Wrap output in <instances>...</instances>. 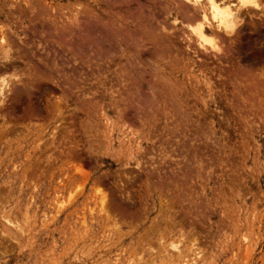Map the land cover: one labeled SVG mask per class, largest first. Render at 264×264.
<instances>
[{"label":"rangeland","instance_id":"rangeland-1","mask_svg":"<svg viewBox=\"0 0 264 264\" xmlns=\"http://www.w3.org/2000/svg\"><path fill=\"white\" fill-rule=\"evenodd\" d=\"M257 1L218 55L178 0H0V264H264Z\"/></svg>","mask_w":264,"mask_h":264},{"label":"bare ground","instance_id":"bare-ground-1","mask_svg":"<svg viewBox=\"0 0 264 264\" xmlns=\"http://www.w3.org/2000/svg\"><path fill=\"white\" fill-rule=\"evenodd\" d=\"M112 1H114V0H112ZM116 1V0H115ZM162 1V0H161ZM179 1V3H180V5L182 6V4L185 6V9H183V10H186V12L189 10V12H187L188 14H185V15H187V16H190L189 17V19L191 20V22H193L192 21V19L194 20H196L197 19V23H195V25H193L192 27H190L191 29H190V31H191V33L193 34V36H195L196 37V40L199 42L198 44H200V45H202L201 47L203 48L204 46H203V43H209V44H211V48L212 49H214L215 50V52H217L218 53V55H220V54H222V55H224L225 53H226V50H224V47H223V45H222V43L220 42V41H217V37H219V35H221V34H224L223 36H228V37H235L236 39H237V37H238V32H239V30H240V28L243 26H245L244 24H246L245 23V21H244V18L246 17L245 16V14L246 15H248V16H252L251 15V12H252V10L253 9H259L260 8V4H259V2L257 1V0H236V3L235 2H232L231 0H178ZM156 3V2H155ZM173 3V2H172ZM171 6V5H170ZM89 9V8H88ZM92 9V8H91ZM109 9V8H108ZM145 9V8H144ZM154 9V8H153ZM109 10H111V9H109ZM118 11V10H117ZM192 11H193V13H192ZM257 11V10H256ZM256 11H254L253 10V12H255L256 13ZM74 12V11H73ZM85 12V11H84ZM90 12H91V10H90ZM113 13H114V11H112ZM129 12V11H128ZM139 12V11H138ZM185 12V13H186ZM191 12V15H189V13ZM254 13V14H255ZM87 14V13H86ZM128 14V13H127ZM75 15V14H74ZM130 16V15H129ZM117 17H118V15H117ZM126 17V16H125ZM146 17V16H145ZM156 17V16H155ZM260 17V16H259ZM86 18V17H85ZM146 18H149V17H146ZM32 20V19H31ZM72 20V19H71ZM99 20V19H98ZM187 20V19H186ZM263 20V19H262ZM74 21H75V19H74ZM100 21V20H99ZM103 21V20H102ZM256 21V20H255ZM101 22V21H100ZM260 22H261V20H260ZM97 23V22H96ZM77 24V23H76ZM98 24V23H97ZM250 24V23H249ZM19 25V24H18ZM90 25V24H89ZM71 26V25H70ZM20 27V26H19ZM117 27V26H116ZM189 27V26H188ZM87 28H89V27H87ZM100 28V27H99ZM98 27H97V29H99ZM157 28V27H156ZM95 29V28H94ZM128 29V28H127ZM68 30V29H67ZM86 30V29H85ZM100 30V29H99ZM102 28H101V31L100 32H102ZM105 30V31H104ZM103 30V32H102V34L103 33H105L106 32V30L107 29H104ZM63 31V30H62ZM122 31H124V29L122 30ZM127 31V30H126ZM6 32V31H5ZM125 32V31H124ZM115 33H116V31H115ZM123 33V32H122ZM126 33V32H125ZM127 33H128V31H127ZM129 33H131V32H129ZM128 33V34H129ZM241 33V32H240ZM42 34V33H41ZM66 34H67V32H66ZM66 34H63L64 36L66 35ZM69 34V33H68ZM85 34V33H84ZM83 34V35H84ZM97 34V33H96ZM95 34V35H96ZM106 34V33H105ZM108 34H110L109 32H108ZM118 35H119V33H117ZM7 35V34H6ZM87 35H89V34H87ZM91 35V34H90ZM101 35V34H100ZM125 35V34H124ZM127 35V34H126ZM177 35V34H176ZM62 36V35H61ZM60 36V37H61ZM103 36V35H102ZM110 36V35H109ZM237 36V37H236ZM12 37V36H11ZM104 38H105V36H103ZM106 37H107V34H106ZM123 37V36H122ZM129 37V36H128ZM194 37V38H195ZM83 38V37H82ZM104 38H103V40H104ZM113 38H114V36H113ZM126 38V37H125ZM222 38V37H221ZM10 38H8V40H9ZM79 39V38H78ZM85 39H86V37H85ZM88 39V38H87ZM94 39V38H93ZM96 39V38H95ZM101 39V40H100ZM100 39L98 38L97 40H100L99 42H103L102 41V38L100 37ZM115 39V38H114ZM193 39V38H192ZM223 39V38H222ZM229 39H231V38H229ZM235 39V40H236ZM66 40V39H65ZM64 40V41H65ZM106 41H108V43H110V42H112V44H114V41H112V39H109L108 37L105 39ZM131 40H132V38H131ZM130 40V41H131ZM158 40V39H157ZM219 40H220V38H219ZM14 41V40H13ZM67 41V40H66ZM116 41V44H114L113 45V47H115V45H118V46H120V48H121V40L119 41L118 39H116L115 40ZM118 41V42H117ZM136 41V40H135ZM159 41V40H158ZM164 41V40H163ZM222 41V40H221ZM229 41V40H228ZM85 42H87V40H85ZM93 42V41H92ZM97 42V41H96ZM166 42V41H165ZM168 42V41H167ZM63 43V42H62ZM94 43V42H93ZM103 43H105V42H103ZM123 43V42H122ZM133 43V42H132ZM136 43V42H135ZM218 43H219V45H218ZM234 39H231L230 40V43H229V46L230 47H232L234 44ZM9 44V41L7 42V40H6V37H4V35H3V33L1 32L0 33V60H7V59H9L10 58V55H9V50H8V46H10V45H8ZM111 44V43H110ZM109 44V45H110ZM127 44H129L128 42H127ZM160 44V43H159ZM13 45H15V44H13ZM48 45V44H47ZM97 45H99V44H97ZM102 45H104V44H101V47H102ZM125 45V44H124ZM131 45V44H130ZM171 45V44H170ZM16 46V45H15ZM54 46V45H53ZM65 46V45H64ZM104 46H106V45H104ZM112 46V45H111ZM133 46V45H132ZM12 47V46H11ZM10 47V48H11ZM33 47V46H32ZM45 47V46H44ZM109 47V46H108ZM226 47V46H225ZM107 48V47H106ZM126 48V47H125ZM121 49H123V48H121ZM175 49V48H174ZM204 49H208V48H205L204 47ZM226 49V48H225ZM97 50V49H96ZM117 50H118V48H117ZM116 50V51H117ZM134 50V49H133ZM130 51V50H129ZM136 51V50H135ZM209 51V50H208ZM228 51V50H227ZM103 52V51H102ZM101 52V53H102ZM196 52V51H195ZM31 53V52H30ZM98 53V52H97ZM110 53V52H109ZM108 53V54H109ZM113 53H114V55H115V52L113 51ZM112 53V54H113ZM118 53V52H117ZM172 53V52H171ZM178 54H180V53H178ZM188 54V53H187ZM14 55V54H13ZM105 55H107V54H105ZM109 55H111V54H109ZM108 55V56H109ZM113 55V56H114ZM131 55V54H130ZM162 55V54H161ZM160 55V56H161ZM221 55V56H222ZM17 56H18V54H17ZM63 56V55H62ZM102 56H104V55H102ZM101 56V57H102ZM113 56H110L111 58L113 57ZM217 56V55H216ZM233 56V55H232ZM25 57V56H24ZM133 57V56H132ZM137 57V56H136ZM195 57V56H194ZM13 58V57H12ZM16 58V57H15ZM103 58V57H102ZM220 58V57H219ZM224 58V57H223ZM229 58V57H228ZM18 59H20V58H18ZM17 59V60H18ZM43 59V58H42ZM62 59V58H61ZM110 59V58H109ZM222 59V58H221ZM13 60V59H12ZM91 60V59H90ZM73 61V60H72ZM96 61V60H95ZM112 61H113V59H112ZM136 61V60H135ZM201 61V60H200ZM231 61V60H230ZM19 62V61H18ZM114 62V61H113ZM125 62V61H124ZM4 63V62H3ZM2 63V64H3ZM6 63V62H5ZM105 63H106V60H105ZM1 64V65H2ZM16 65H17V63H15ZM6 65V64H5ZM5 65H3V66H5ZM9 65V64H8ZM11 65V64H10ZM13 66V65H12ZM29 66V65H28ZM40 66V65H39ZM111 66V65H110ZM124 66V65H123ZM131 66V65H130ZM6 67V66H5ZM4 67V68H5ZM16 67H18V66H16ZM234 67V66H233ZM3 68V67H2ZM32 68H33V66H32ZM37 68V67H36ZM40 68V67H39ZM244 68V67H243ZM8 69H10V67L8 68ZM16 69V68H15ZM1 70V69H0ZM6 70V69H5ZM129 70V69H128ZM202 70V69H201ZM13 71V70H12ZM16 71V70H15ZM118 71H120V70H118ZM146 71V70H145ZM239 71V70H238ZM17 72V71H16ZM52 72V71H51ZM0 73H2V72H0ZM35 73V72H34ZM80 73V72H79ZM129 73V72H128ZM27 74H29V73H27ZM26 74V75H27ZM51 74V73H50ZM55 74V73H54ZM118 74V73H117ZM1 75V77H0V99H2V101L4 100V97H7L6 95H5V93L7 92V89L9 88V87H7L8 86V83H10V80H8V79H6V77H2V74H0ZM123 75V74H122ZM30 76V75H29ZM73 76V75H72ZM129 76V75H128ZM32 77V76H31ZM65 77V76H64ZM110 77V76H109ZM143 78V77H142ZM15 79H16V77H15ZM27 79V78H26ZM109 79V78H108ZM151 78H149V80H150ZM14 80V79H13ZM65 80V79H64ZM143 80V79H142ZM20 81V80H19ZM63 81V80H62ZM67 81V80H66ZM65 81V82H66ZM115 81H116V79H115ZM121 81V80H120ZM55 82H56V80H55ZM113 82V81H112ZM64 83V82H63ZM259 83V82H258ZM116 84V83H115ZM118 84V83H117ZM170 84V83H169ZM213 85V84H212ZM7 87V88H6ZM28 87V86H27ZM31 87H32V85H31ZM16 89V88H15ZM70 89V88H69ZM9 90V89H8ZM127 90H129V89H127ZM10 91H12V88H11V90ZM136 91V90H135ZM138 91V90H137ZM158 91V90H157ZM9 92V91H8ZM7 92V93H8ZM141 92V91H140ZM15 93V92H14ZM137 93V92H136ZM135 94V93H134ZM9 95V94H8ZM12 95H14V94H12ZM29 95V94H28ZM138 95V94H137ZM11 96V95H10ZM10 96H8V98L10 97ZM39 96V95H38ZM139 96V95H138ZM128 97H129V95H128ZM135 97V96H134ZM16 98V97H15ZM123 98V97H122ZM131 98V97H130ZM136 98V97H135ZM57 99H59V98H57ZM148 99V98H147ZM138 100H139V98H138ZM2 101L0 100V102H1V104H2ZM15 101H16V99H15ZM54 101V100H53ZM58 101V100H57ZM57 101H54V102H56V103H58ZM60 101V100H59ZM121 101V100H120ZM131 101V100H130ZM141 101V100H140ZM143 101H144V99H143ZM143 101H141V103L143 102ZM145 101H148V100H145ZM136 102V101H135ZM138 102V101H137ZM60 103H61V101H60ZM59 103V104H60ZM129 103H131V102H129ZM128 103V104H129ZM12 104V103H11ZM125 104V103H124ZM143 104V103H142ZM26 105V104H25ZM45 105V104H44ZM145 105V104H144ZM24 106V105H23ZM30 107V106H29ZM126 107V106H125ZM141 107H143V106H141ZM32 108V107H31ZM35 108V107H34ZM140 108V107H139ZM262 108V107H261ZM61 109V108H60ZM170 111V110H169ZM186 111V110H185ZM134 112V111H133ZM200 112V111H199ZM172 113V112H171ZM188 113V112H187ZM201 113V112H200ZM5 114V113H4ZM139 114V113H138ZM189 114V113H188ZM44 116V115H43ZM187 116V115H186ZM142 117V116H141ZM169 118V117H168ZM190 118V117H189ZM198 118V117H197ZM201 118V117H200ZM39 119V118H38ZM132 119V118H131ZM183 119H185V117L183 118ZM191 119V118H190ZM127 120V119H126ZM182 120V119H181ZM205 120V119H204ZM188 122V121H187ZM18 124V123H17ZM125 124V123H124ZM174 124V123H173ZM192 124V123H191ZM186 125V124H185ZM189 125V124H188ZM210 125V124H209ZM193 126H195V125H193ZM129 127H131V126H129ZM190 127V126H189ZM174 128V127H173ZM206 128H208V127H206ZM158 129V128H157ZM190 129H191V127H190ZM168 130V129H167ZM209 130V129H208ZM149 131H151V130H149ZM185 131V130H184ZM200 132V131H199ZM209 132V131H208ZM183 133V132H182ZM198 133V132H197ZM210 133V132H209ZM4 134V133H3ZM206 134H207V132H206ZM2 135V134H1ZM211 135V134H210ZM209 135V136H210ZM184 136V135H183ZM173 137V136H172ZM193 137V136H192ZM192 139V138H191ZM208 139V138H207ZM210 139V138H209ZM201 140H203V139H201ZM175 141V140H174ZM197 142V141H196ZM196 142H194V143H196ZM200 142V141H199ZM162 144V143H161ZM178 147V146H177ZM207 147V146H206ZM48 148V147H47ZM204 148V147H203ZM64 150V149H63ZM57 151V150H56ZM67 151V150H66ZM69 151V150H68ZM204 152V151H203ZM189 156V155H188ZM198 158V157H197ZM192 159V158H191ZM83 169V168H82ZM157 169V168H156ZM173 169V168H172ZM80 171V170H79ZM82 171V170H81ZM152 172V171H151ZM159 173V172H158ZM171 176V175H170ZM166 177V176H165ZM133 180V179H132ZM164 180V179H163ZM164 181H166V180H164ZM129 182V181H128ZM97 186H99V185H97ZM101 188V187H100ZM102 190V189H101ZM101 193V192H100ZM104 193V192H103ZM102 194V193H101ZM101 196V198H100V205H101V208H105V195H100ZM132 199V198H131ZM161 200V199H160ZM159 202V201H158ZM111 205V204H110ZM107 207H108V205H106ZM111 207V206H110ZM106 209V208H105ZM104 210V209H103ZM112 210V209H111ZM100 212H101V210H100ZM107 213V212H106Z\"/></svg>","mask_w":264,"mask_h":264}]
</instances>
